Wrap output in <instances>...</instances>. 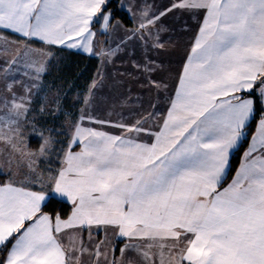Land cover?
Listing matches in <instances>:
<instances>
[{
  "label": "snow or ice",
  "instance_id": "1",
  "mask_svg": "<svg viewBox=\"0 0 264 264\" xmlns=\"http://www.w3.org/2000/svg\"><path fill=\"white\" fill-rule=\"evenodd\" d=\"M107 3L0 0V39L5 41L0 71L7 76L9 68L24 61L35 81L49 55L28 45L21 51L4 32L95 54L94 18L99 14L105 28L113 27L112 14L102 11ZM173 12L187 13L198 23L174 94L167 95L168 84L155 78L164 71L162 64L150 57L132 61L149 88L165 93L166 111L158 113L152 104V111L141 106L116 122L88 116L97 128L82 126L88 115L82 109L61 166L48 178L49 193L17 185L9 174L0 183V246L6 250L0 264H82L89 249L82 241L76 246L77 234L71 233L68 246L57 234L76 229L91 233L93 228L114 230L129 241L119 249V258L113 246L109 259V250L101 251V246L110 242L101 240L92 253L97 264L101 257L106 264H125L128 252L139 257V264H264V0H170L159 8L144 4L133 14L137 26L127 39L166 51L169 41L160 36L167 31L161 21ZM34 52L45 59L38 61ZM115 52L103 55L110 58ZM97 76L87 88L85 108L102 83V72ZM24 87L30 93L36 84ZM5 91L11 96L0 97L6 110L0 116V140L28 158V168L43 189L36 165L48 155L51 141L43 138L38 152L27 150L21 122L30 98L17 97L12 84ZM258 107L262 114L255 133L225 187L230 154L245 138ZM104 126L120 134L101 130ZM48 196L66 197L71 214L61 218L43 211ZM127 264L136 262L129 259Z\"/></svg>",
  "mask_w": 264,
  "mask_h": 264
},
{
  "label": "crops",
  "instance_id": "2",
  "mask_svg": "<svg viewBox=\"0 0 264 264\" xmlns=\"http://www.w3.org/2000/svg\"><path fill=\"white\" fill-rule=\"evenodd\" d=\"M169 3L170 0H118L117 7L120 11L125 13V16L129 20V25L124 23L120 18L114 17L112 14L110 22L113 27L105 28L103 19L98 14L97 17L94 18L91 25V31L96 33V35L93 37V49L95 54L86 53L80 48L69 49L62 45H45L41 41L36 39L30 40V42L35 43L38 46L40 45V48L46 49L47 51L49 47H53L79 53L89 57H97L99 59L98 71L102 72V83L95 91L102 92V109L105 110V113L117 110V104L120 103L117 98L120 96L121 99L123 97H126L128 99L126 101V103L128 104L120 107V118H129L130 114L134 115L135 112L140 111L141 106L143 110L152 111L153 109L150 108V105L152 104L156 105L155 111L162 114L166 111L167 108L165 93L157 92L154 89L149 88L145 83V76L141 72H138L133 68L132 61L135 60L139 62L144 57H150L156 63H159V56L169 58L168 62L165 60V63H163L164 71L157 73L155 75V78H163L164 81L168 84L167 95L170 96L174 94V89L177 84V76L191 46L194 35L198 30L197 18H190L187 13L181 12H173L167 17L162 18L161 24L164 28L167 29V31L161 32L160 36L163 40L169 41V43L166 45V51L157 52L155 50L143 47L141 43H138L135 40L127 39V36L128 32L137 26L136 22L134 21L133 14H137L142 5L147 4L153 6V8H159L162 5H166ZM103 12L111 13L107 10ZM136 19H138V15ZM117 22H119L120 27H114ZM2 35L6 37L8 41H28L25 40L24 37L16 33L4 32ZM0 41L5 45L4 39H0ZM122 41L124 42L122 43ZM111 49L116 50L114 55H112L110 58L103 55V53ZM177 63H180L178 70H176V68L173 69L171 66H168ZM98 71L95 78H99L97 76ZM126 79V83H128V85L125 86L126 89H121L124 83H121V87L118 85L121 81ZM172 79L173 82L170 83ZM123 90H125L126 92L123 93ZM3 94L5 93L3 92ZM258 121L256 122V124L258 123ZM128 122H131V119H128ZM255 128L256 125L240 153L238 164L235 170L239 167L242 154L247 149L248 142H250L252 134L255 133ZM153 130L158 129L153 126ZM117 134L120 133L118 132ZM26 139L28 142H26ZM244 139L241 141L240 145L243 143ZM23 140H25V143L27 144V150L30 151V138L23 137ZM237 149L231 152L230 159L235 154ZM28 163L29 160L27 157L25 159V157L16 155V152L12 150L11 146L8 143L0 140V183L5 182L8 179L9 174H14V179L17 185L25 184L31 187V189L34 191L46 190V193H49L51 191V188H49V190L46 188L49 187L46 185V182L44 183L46 187L43 189L38 188V186L31 184V182L29 181L26 182L30 179V177L28 179L26 176L31 174L28 168ZM235 170L229 178H227L226 176L225 180L223 181V186L226 187L227 184L231 182L232 177L235 175ZM44 171L46 172V170ZM50 197L51 196L46 197V201ZM53 198L68 203L71 206L72 210V204L69 200H67L66 197ZM45 202H43L42 205ZM70 214L71 211L69 215ZM68 216H66L65 218H67ZM72 232H75L77 234L76 246L78 247L82 241L84 247L89 249L88 252H85L81 256L82 264H97V260L92 253L95 250V246L105 238H107L110 243L102 245L101 251H105L106 249L109 250V259L112 258L111 248L113 246H115L116 249L115 255L117 258H119V249L124 247L125 243L129 242L126 238H118L115 235L114 230L111 229L105 232L104 230H97L96 228H93L91 230V233H89V231L87 230L80 231L79 229L64 230L57 235L58 238L61 239L66 246H68L70 244ZM131 243L140 242L131 241ZM129 259L136 262V264H139V257L136 256L135 253L128 252L126 254L124 258L125 264H127V260ZM99 264H106L103 257L99 259Z\"/></svg>",
  "mask_w": 264,
  "mask_h": 264
},
{
  "label": "rangeland",
  "instance_id": "3",
  "mask_svg": "<svg viewBox=\"0 0 264 264\" xmlns=\"http://www.w3.org/2000/svg\"><path fill=\"white\" fill-rule=\"evenodd\" d=\"M107 11H110L111 14H113L111 9ZM16 42L19 44L21 51L24 50L25 45H28L33 50H43L44 53L49 54L46 58L44 70L40 73L39 78L35 81H33L32 79L33 69L26 67L24 61H20L17 64L13 65L11 68H9L7 76H5L2 71H0V97H3L5 95L9 97L11 96V93L5 91V85L12 84L13 92L17 94V97L28 96L30 98L29 111L26 115V119L21 122L23 137L30 138L29 143L31 142V140L35 139H37L39 143L35 144V148H30V151L38 152L41 147V144L43 143V138H48L51 141L48 146V155L41 157L37 161L36 165L38 172L41 173L43 176L44 183L46 182V185L49 186H44L43 188L46 187L49 190V188L51 187L47 184L48 178L50 175L54 176L59 167L61 166L60 162L63 156V152L68 148L69 140L72 135V125L75 122L79 121L80 116L83 114L81 110L84 109V111L88 114L85 116V120L82 122V126L100 128L99 125L89 123L88 116H92L97 119H108L113 122H116L118 119H120V107L125 106V104H128L125 102L128 99L126 97H123L121 99V97L119 96L117 99L120 101V103L117 104V110L109 112L111 113V115H109V113H105V110L102 109V92L95 91L93 103L91 104V106L85 108V105L83 104V99L87 93L82 95H78L75 93V95L73 96L68 95V91L64 92V87H61L63 83L60 86L54 88V86H52V84H55L54 82L48 83L44 80V76L48 72L49 64L51 61V55L49 51L40 47L38 48L36 45H33L30 41ZM4 46L5 45L0 41V49H3ZM15 48L16 45L13 44L11 46V52L9 55H11V53L15 51ZM33 55L38 61L45 59L43 56L39 55L38 52H34ZM3 58V54L0 53V60H2ZM159 59V63L162 64L163 67V63H165L164 61L166 60L168 62L169 60V58L161 56H159ZM179 65L180 63L168 66H171L173 69L176 68V70H178ZM3 67L4 65L0 64V68ZM25 73H28L29 75H25ZM126 81L127 79L121 81L118 86L121 87V83H124L121 89H126L125 86L128 85ZM34 82L36 84V87L32 88V91L30 93H27L24 86L31 87ZM171 82H173V79L172 81H170V83ZM3 92L5 94H3ZM125 92L126 91L123 90V93ZM5 111L6 110H4L2 106H0V116H3L5 114ZM47 116L50 117L49 120L52 121V123L50 125H47L46 123L44 125H40V121L46 122ZM47 126H49L50 128H46ZM101 130L107 131L111 134H117L119 132L118 129L108 126H104L103 128H101ZM53 132L58 133L57 137L51 136ZM26 142H28L27 139ZM24 144L27 147L25 140ZM73 150L79 151V147L74 145ZM16 155L22 157L21 153L16 152ZM44 170H46V172ZM42 171L45 173H43ZM26 177L28 179L30 177L29 180L25 179L27 180L26 182L29 181L31 182V184L38 186V188L42 189L41 183L35 181V178L32 173ZM45 192L47 191L45 190Z\"/></svg>",
  "mask_w": 264,
  "mask_h": 264
},
{
  "label": "trees",
  "instance_id": "4",
  "mask_svg": "<svg viewBox=\"0 0 264 264\" xmlns=\"http://www.w3.org/2000/svg\"><path fill=\"white\" fill-rule=\"evenodd\" d=\"M117 4L118 0H110L106 7L102 9V11L111 9L115 17L120 18L124 23L129 25L128 18L125 16L124 12L118 9ZM32 44L36 45L37 47H40V45L38 46L35 43ZM48 51L51 55V61L49 64L48 72L44 76V80L48 83L54 82L55 84H52L54 88L60 86L63 83L61 87H64V92L68 91V95L73 96L75 95V93L78 95L86 94L89 84L93 81L99 69V59L97 57H89L79 53L57 49L53 47H49ZM261 114L262 113L260 112V109L258 107L257 113L248 124L246 138L230 159L231 167L228 171L227 178H229L234 172L238 164L240 153L243 147L245 146L249 136L253 132L256 122L258 121ZM49 119L50 117L47 116L46 122L40 121V125H44L45 123L47 125H50L52 121H50ZM46 128L50 127L47 126ZM57 135V132H53V134H51V136L56 137ZM29 144L30 148L32 149L35 148V144L39 143L38 140L35 139L31 140ZM42 209L43 211L47 212L50 216L54 217L56 215H59L61 216V218H65L69 215L71 211V206L64 201L50 197L42 205ZM5 254L6 250H3L1 246L0 257L4 256Z\"/></svg>",
  "mask_w": 264,
  "mask_h": 264
}]
</instances>
